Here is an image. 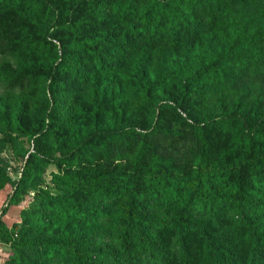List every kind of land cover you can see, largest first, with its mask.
<instances>
[{"label": "trees", "instance_id": "trees-1", "mask_svg": "<svg viewBox=\"0 0 264 264\" xmlns=\"http://www.w3.org/2000/svg\"><path fill=\"white\" fill-rule=\"evenodd\" d=\"M0 54L44 89L0 96V153L35 146L5 264H264V0H0Z\"/></svg>", "mask_w": 264, "mask_h": 264}, {"label": "rangeland", "instance_id": "rangeland-1", "mask_svg": "<svg viewBox=\"0 0 264 264\" xmlns=\"http://www.w3.org/2000/svg\"><path fill=\"white\" fill-rule=\"evenodd\" d=\"M12 62V59L5 54H0V64ZM19 94H23L26 96L28 100V110H34L36 105L42 103V99L44 97V89L34 94L31 89L27 88L25 90H17L14 93H8L7 88L5 87L4 82L0 81V96L8 97V100L15 101ZM2 113V107L0 106V114ZM109 127H113V121H104L98 122L94 119L90 124L78 127L74 130L77 134L87 135L96 129H108ZM3 125L0 120V139L5 136L3 132ZM24 150H29L30 152L35 151V146L30 137H14L13 140L9 141L7 147L4 149L2 153H0V158L3 165L7 166V170L13 180H18L21 176V170L26 162L29 153L24 154ZM57 155H60L58 153ZM57 167L55 165H51L49 168L45 169L44 172V180L42 181L43 186L51 185V171L56 170ZM13 189L11 184H8L4 189L0 191V209L6 205L8 195L12 193ZM34 199V192L25 194L23 201L18 205L10 206L8 212L5 214L4 218L10 226L13 223L18 224L20 228L22 225V218L20 216V211L23 207L28 206ZM12 247L10 244H6L0 240V264H5V261L9 258L12 253Z\"/></svg>", "mask_w": 264, "mask_h": 264}]
</instances>
